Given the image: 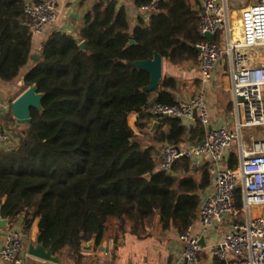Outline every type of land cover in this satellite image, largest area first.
<instances>
[{
	"label": "trees",
	"instance_id": "trees-1",
	"mask_svg": "<svg viewBox=\"0 0 264 264\" xmlns=\"http://www.w3.org/2000/svg\"><path fill=\"white\" fill-rule=\"evenodd\" d=\"M27 1L0 0V83H14L32 61L22 85H36L44 94L43 111L32 110L18 148L0 150V215L23 217L26 232L39 218L38 241L79 259L84 243L100 245L109 233L142 238L159 227L183 234L211 185L210 164L196 168L182 159L168 173L158 168L157 156L164 144L199 143L205 129L153 117L154 103L177 104L171 93L177 80L165 76L153 97L155 91L145 90L149 74L131 63L155 52L175 66L196 62V46L204 39L192 0H162L160 11L139 18L134 28L126 7L100 0L86 14L78 38L51 32L37 57L25 24ZM133 1L140 8L151 0ZM212 42L220 44L219 36ZM131 114L138 115L141 135L129 125ZM154 121L159 127L149 134ZM237 165L232 153L228 166ZM236 194L241 207V189Z\"/></svg>",
	"mask_w": 264,
	"mask_h": 264
},
{
	"label": "built area",
	"instance_id": "built-area-1",
	"mask_svg": "<svg viewBox=\"0 0 264 264\" xmlns=\"http://www.w3.org/2000/svg\"><path fill=\"white\" fill-rule=\"evenodd\" d=\"M118 1V0H114ZM162 0H151L140 7L151 15L160 11ZM25 23L32 36H40L56 25L59 8L56 0L27 1ZM204 41L197 44V67L201 90L188 101L169 105L154 103L150 113L156 119L179 118L199 122L205 129L198 144H164L157 156L158 168L172 172L174 165L188 159L207 161L212 166V193L201 204L198 220L180 234L185 243L183 264H201L202 240L214 222H229V230L212 249L214 258L225 264H264V140L250 138L251 149L243 147L242 133L264 127V0L247 7H232L228 0H204L197 27ZM220 38V44L205 39V34ZM212 39V40H213ZM226 60L233 102L237 110L235 128L212 127L205 88L214 80L215 71ZM1 106V102H0ZM13 134L0 125V144L11 146ZM239 142L241 154L236 168L227 164L228 154ZM241 189V207L237 190ZM6 227L0 246V264H24L23 233L8 217H0Z\"/></svg>",
	"mask_w": 264,
	"mask_h": 264
},
{
	"label": "crops",
	"instance_id": "crops-1",
	"mask_svg": "<svg viewBox=\"0 0 264 264\" xmlns=\"http://www.w3.org/2000/svg\"><path fill=\"white\" fill-rule=\"evenodd\" d=\"M36 1V0H28ZM59 8V19L53 28L46 31L40 36H33L32 40V54L39 55L40 47L43 41L48 37L51 32H62L78 38V34L85 22V16L88 11L100 0H56ZM204 0H192L191 3L195 10L201 14L203 11ZM232 7H247L255 3L257 0H228ZM118 7L124 6L128 10V15L132 28H134L139 18H147L149 15L141 12L140 8L134 5L133 0H118ZM32 66V61L28 66L22 69L20 76L12 84H1L0 93L4 94L5 101L1 106L3 108V115L0 119L6 129L10 130L13 134V143L11 146H3L0 144V150L16 149L20 143V137L17 136L15 129L16 122L13 116H10L12 102L21 95L28 87L22 85V76L28 72ZM175 78L177 80V87L171 93L177 103L188 101L195 97L201 90L200 73L197 67V60L195 63L175 66L163 58V76ZM161 81V84H162ZM161 84L158 90L152 93L153 97H157L161 90ZM231 80L229 78V66L226 60L222 61L215 71L214 80L205 88V96L208 105V110L211 119L212 127L220 125H227L231 129L235 128L237 121V110L233 102L231 91ZM138 115L131 114L128 117L129 125L132 127L136 135H141L140 131L136 128V121ZM12 121L15 123L13 125ZM188 128H194L199 122L190 120L182 121ZM156 123L154 121L151 128ZM159 127V126H158ZM157 127V128H158ZM151 128L148 130L149 134ZM261 128L246 129L242 133L243 147L247 150L251 149L250 138L254 137L256 140H264L260 137ZM201 142V141H200ZM199 142V143H200ZM187 144H198L187 142ZM159 147V150H161ZM235 153L238 156V163L241 154V147L239 142H236L234 147L228 154V161L231 154ZM210 164L207 161H198L193 163L197 168L203 164ZM238 166V165H237ZM212 173V182L210 187L204 192L202 202L211 195L213 183V171L210 164ZM199 216V214H198ZM23 233V257L24 264H183V252L185 243L179 239L180 234L175 231L162 232L159 227L151 229L145 237H138L130 232L123 233L119 238H116L114 233H109L102 240L100 245H96L94 240L84 243L80 255H72L68 251L61 253H54L59 257L57 263L45 261L28 254L29 246L39 243V218H36L30 229L24 231L25 225L23 217L16 221H12ZM195 232L201 231V225L198 217L193 222ZM229 230V222L219 224L214 222L209 232L202 240L204 244L203 251L200 254L201 264H225L224 262L214 258L211 251L216 247L223 238V235ZM4 234L0 233V246L2 245ZM84 247V248H83Z\"/></svg>",
	"mask_w": 264,
	"mask_h": 264
},
{
	"label": "water",
	"instance_id": "water-1",
	"mask_svg": "<svg viewBox=\"0 0 264 264\" xmlns=\"http://www.w3.org/2000/svg\"><path fill=\"white\" fill-rule=\"evenodd\" d=\"M205 39L208 41H212L213 35L209 33L205 34ZM130 44H135V41L131 40ZM80 48L84 51H88L86 42H82L80 44ZM34 57H37V55H34ZM131 65L144 70L149 74L150 82L149 85L145 88L146 91L152 92L159 89L163 76V57L158 52H155L153 58L151 59L136 61L131 63ZM43 98L44 94L38 92L37 86L33 85L31 87H28L12 102L11 113L18 128L21 126L27 127L32 123V110H37L38 112L43 111ZM4 101V94L0 93V102L3 103ZM158 125L159 123L156 122L151 128L150 132L153 133L157 129ZM147 177H149V175ZM5 223V221L0 220L1 227L5 228ZM202 244H204L203 241ZM28 254L49 262L57 263L59 261V257L54 254L52 249L46 248L45 245L40 242L36 245L31 244L29 246Z\"/></svg>",
	"mask_w": 264,
	"mask_h": 264
},
{
	"label": "rangeland",
	"instance_id": "rangeland-1",
	"mask_svg": "<svg viewBox=\"0 0 264 264\" xmlns=\"http://www.w3.org/2000/svg\"><path fill=\"white\" fill-rule=\"evenodd\" d=\"M0 115H3L4 116V113H3V108H2V106H0ZM1 117L2 116H0V119H1ZM1 122V121H0ZM0 125H2V124H0ZM3 126V125H2ZM21 128H24V126H21V127H19V129H15L14 131H16L17 132V136L19 135V132H20V130H21ZM261 130L262 131H260V137H264V127L263 128H261Z\"/></svg>",
	"mask_w": 264,
	"mask_h": 264
}]
</instances>
